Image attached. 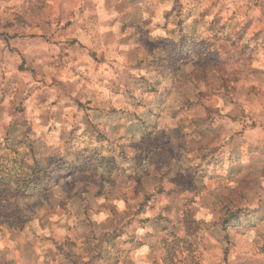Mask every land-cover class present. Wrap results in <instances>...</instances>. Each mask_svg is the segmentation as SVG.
Masks as SVG:
<instances>
[{
	"label": "clouds",
	"instance_id": "1",
	"mask_svg": "<svg viewBox=\"0 0 264 264\" xmlns=\"http://www.w3.org/2000/svg\"><path fill=\"white\" fill-rule=\"evenodd\" d=\"M0 264H264V0H0Z\"/></svg>",
	"mask_w": 264,
	"mask_h": 264
}]
</instances>
